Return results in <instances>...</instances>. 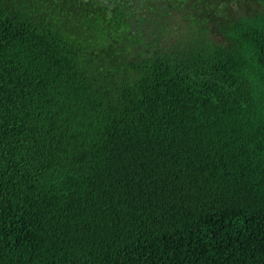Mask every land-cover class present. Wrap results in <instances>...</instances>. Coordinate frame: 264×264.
Returning <instances> with one entry per match:
<instances>
[{
  "label": "trees",
  "instance_id": "trees-1",
  "mask_svg": "<svg viewBox=\"0 0 264 264\" xmlns=\"http://www.w3.org/2000/svg\"><path fill=\"white\" fill-rule=\"evenodd\" d=\"M0 264H264V0H0Z\"/></svg>",
  "mask_w": 264,
  "mask_h": 264
},
{
  "label": "rangeland",
  "instance_id": "rangeland-1",
  "mask_svg": "<svg viewBox=\"0 0 264 264\" xmlns=\"http://www.w3.org/2000/svg\"><path fill=\"white\" fill-rule=\"evenodd\" d=\"M239 10V7H237ZM182 23V29L178 27V24ZM168 25L172 27V30L179 28V33L181 34L184 29L183 21L181 20V17L177 13H170L168 16Z\"/></svg>",
  "mask_w": 264,
  "mask_h": 264
},
{
  "label": "flooded vegetation",
  "instance_id": "flooded-vegetation-1",
  "mask_svg": "<svg viewBox=\"0 0 264 264\" xmlns=\"http://www.w3.org/2000/svg\"><path fill=\"white\" fill-rule=\"evenodd\" d=\"M111 1H114V0H111Z\"/></svg>",
  "mask_w": 264,
  "mask_h": 264
}]
</instances>
